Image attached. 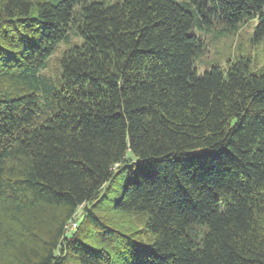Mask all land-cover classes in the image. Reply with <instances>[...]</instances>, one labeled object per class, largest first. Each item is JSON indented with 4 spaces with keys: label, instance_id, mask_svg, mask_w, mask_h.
Masks as SVG:
<instances>
[{
    "label": "trees",
    "instance_id": "16d2710c",
    "mask_svg": "<svg viewBox=\"0 0 264 264\" xmlns=\"http://www.w3.org/2000/svg\"><path fill=\"white\" fill-rule=\"evenodd\" d=\"M251 21L264 0H0V264H264V68H197Z\"/></svg>",
    "mask_w": 264,
    "mask_h": 264
},
{
    "label": "rangeland",
    "instance_id": "374dc122",
    "mask_svg": "<svg viewBox=\"0 0 264 264\" xmlns=\"http://www.w3.org/2000/svg\"><path fill=\"white\" fill-rule=\"evenodd\" d=\"M254 21L248 22L242 26L236 33H230L224 37L218 38L215 34L209 32L204 36L206 42V50L202 56L198 59L197 68L200 73H202L205 68H207L212 63H220L221 65H226L229 58H235L239 55H250L254 67L264 68V40L253 43L251 40V35L253 31ZM65 48V45H61L58 52L53 56L51 68L49 72L56 78L59 76V58L61 52ZM126 160L129 162L137 161L133 153L129 150L127 152ZM123 163L116 166L115 170L120 168ZM125 165V164H124ZM80 210L77 213V220L79 223ZM112 224L119 230L124 231L122 228H128L129 231L142 230L144 227L145 216L141 214H130L129 216L117 217L111 216ZM125 231V232H129ZM124 232V233H125ZM130 234L135 240L144 241L143 234L137 232V234ZM14 258H9L6 254L2 256V264H16Z\"/></svg>",
    "mask_w": 264,
    "mask_h": 264
},
{
    "label": "built area",
    "instance_id": "2783aa9c",
    "mask_svg": "<svg viewBox=\"0 0 264 264\" xmlns=\"http://www.w3.org/2000/svg\"><path fill=\"white\" fill-rule=\"evenodd\" d=\"M76 224L77 223L74 221V222H72L71 224L68 225V228L69 229L75 228L76 227Z\"/></svg>",
    "mask_w": 264,
    "mask_h": 264
}]
</instances>
